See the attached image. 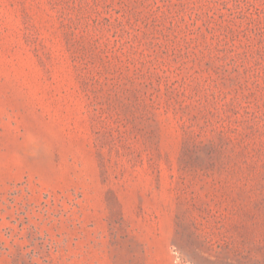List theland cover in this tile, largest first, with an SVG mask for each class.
Listing matches in <instances>:
<instances>
[{
  "label": "rangeland",
  "instance_id": "rangeland-1",
  "mask_svg": "<svg viewBox=\"0 0 264 264\" xmlns=\"http://www.w3.org/2000/svg\"><path fill=\"white\" fill-rule=\"evenodd\" d=\"M0 264H264V0H0Z\"/></svg>",
  "mask_w": 264,
  "mask_h": 264
}]
</instances>
